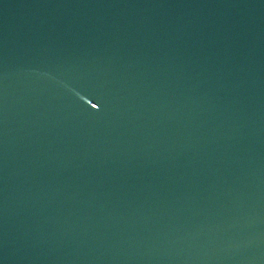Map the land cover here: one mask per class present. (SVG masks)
<instances>
[{
	"label": "water",
	"instance_id": "1",
	"mask_svg": "<svg viewBox=\"0 0 264 264\" xmlns=\"http://www.w3.org/2000/svg\"><path fill=\"white\" fill-rule=\"evenodd\" d=\"M0 264H264V0H0Z\"/></svg>",
	"mask_w": 264,
	"mask_h": 264
}]
</instances>
